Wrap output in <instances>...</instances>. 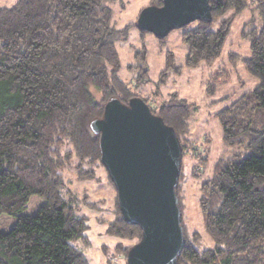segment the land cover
Listing matches in <instances>:
<instances>
[{
    "label": "trees",
    "instance_id": "obj_1",
    "mask_svg": "<svg viewBox=\"0 0 264 264\" xmlns=\"http://www.w3.org/2000/svg\"><path fill=\"white\" fill-rule=\"evenodd\" d=\"M114 1L16 0L0 7V215L15 217L9 230H0V264H90L84 252L91 244L89 216L83 207L96 214L104 232L116 239L113 250L124 257L140 240V228L121 217L115 187L101 163L99 135L90 125L113 97L124 104L141 98L180 141L176 196L184 244L178 262L264 264V0H209L211 21L180 28L184 65L194 68L216 61L235 17L249 14L240 33L249 41V53H231L229 60L240 59L256 83L216 113L222 149L199 186L209 244L182 221L183 156L198 157L192 172L199 165L203 173L207 166L189 137L194 107L175 91L154 107L133 92L150 80L144 48L135 51L137 64L128 65L137 69L134 82L120 77L116 44L127 40L136 23L118 27ZM138 30L140 36L148 33ZM166 62L160 81L179 70L171 52ZM216 87L209 80L205 91L213 94ZM99 168L114 191L111 219L102 217L106 208L98 201L86 193L78 196L65 175L73 169L78 182L98 181ZM32 195L41 204L34 213L21 214ZM100 246L107 259L108 246Z\"/></svg>",
    "mask_w": 264,
    "mask_h": 264
},
{
    "label": "rangeland",
    "instance_id": "obj_2",
    "mask_svg": "<svg viewBox=\"0 0 264 264\" xmlns=\"http://www.w3.org/2000/svg\"><path fill=\"white\" fill-rule=\"evenodd\" d=\"M15 2L16 0H0V7H10ZM149 3L150 0H116L111 4L112 19L118 27L136 23L140 10ZM248 18V12L235 17L224 45L225 48L216 61L194 68L184 65L186 45L181 40L180 28L171 30L163 39H157L149 32L140 36L138 28L133 26L127 40L118 41L116 44L120 61L119 75L126 82H134L133 77L136 75L137 69H128V65L137 64L134 57L135 51L141 48L145 49L150 80L140 84L133 92L147 98L150 106L154 107L167 98L169 93L175 91L194 107L193 115L189 121V137L198 148L197 154L206 158L207 166L203 173H198L201 167L199 165L192 172L198 157H193L190 153L183 156L179 192L183 223L189 232H197L208 244L210 241L204 231L198 199L200 182L210 174L211 164L222 149L221 130L216 113L229 105L241 93L252 89L256 83V79L247 73L240 59L229 60L231 53L238 54L240 57L249 53V41L240 35L243 23ZM167 52L173 54L174 64L179 67V70H170L166 78L160 81V72L167 63ZM209 80L214 83L215 87L217 86L213 94H207L205 91ZM131 86H133L132 83ZM91 92L95 100H101V96L96 90L91 89ZM65 172L66 177H69L67 181H72L68 185L76 194L81 196L82 193H86L88 200L98 201L97 206L106 208L102 217L111 219L109 210L112 207L114 191L107 183L104 170L98 169L96 173L98 181L86 182L75 180L73 169H67ZM41 202L42 200L36 195H32L21 214L34 213ZM83 210L89 216L88 225L90 228L87 230V235L91 244L84 252L90 264H125L124 255L113 250L116 239L104 232V226L97 222L95 213L88 211L85 207ZM14 221V216L1 214L0 230H9ZM101 244L108 246L107 259L101 249Z\"/></svg>",
    "mask_w": 264,
    "mask_h": 264
},
{
    "label": "water",
    "instance_id": "obj_3",
    "mask_svg": "<svg viewBox=\"0 0 264 264\" xmlns=\"http://www.w3.org/2000/svg\"><path fill=\"white\" fill-rule=\"evenodd\" d=\"M196 20L211 21L209 0H161L140 10L136 26L161 39ZM90 125L121 217L141 230L125 264H180L184 236L176 186L182 151L175 130L139 97L127 104L110 98Z\"/></svg>",
    "mask_w": 264,
    "mask_h": 264
}]
</instances>
